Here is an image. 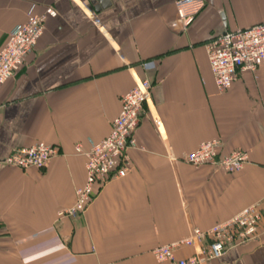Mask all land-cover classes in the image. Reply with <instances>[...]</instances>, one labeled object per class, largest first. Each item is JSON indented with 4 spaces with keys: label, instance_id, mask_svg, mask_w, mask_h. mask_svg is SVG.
<instances>
[{
    "label": "crops",
    "instance_id": "crops-1",
    "mask_svg": "<svg viewBox=\"0 0 264 264\" xmlns=\"http://www.w3.org/2000/svg\"><path fill=\"white\" fill-rule=\"evenodd\" d=\"M91 1L0 0V49L32 6L57 12L0 90V264H159L158 246L251 204L264 208V62L221 92L207 48L226 30L264 21V0H204L187 30L176 0H107L99 11ZM142 79L152 98L128 173L97 186L84 213L60 217L85 182L75 146L109 135L121 97ZM214 138L222 154L246 152L241 171L185 160ZM38 142L59 149L44 168L4 162ZM195 253L175 250L179 259ZM206 264H264V228Z\"/></svg>",
    "mask_w": 264,
    "mask_h": 264
},
{
    "label": "built area",
    "instance_id": "built-area-1",
    "mask_svg": "<svg viewBox=\"0 0 264 264\" xmlns=\"http://www.w3.org/2000/svg\"><path fill=\"white\" fill-rule=\"evenodd\" d=\"M176 14L184 30L192 25L205 7L204 0H176ZM57 12L52 7L42 12L32 6L26 21L14 26L0 49V90L25 64L26 56L36 46L43 34L49 17ZM208 59L215 84L225 92L238 80L240 73L255 71L264 62V21L236 30H226L214 36L208 43ZM148 70L155 63L144 62ZM152 82L142 79L120 99V110L113 120L109 135L98 141H90L87 148L79 143L77 154L85 157V182L76 190V200L70 207L61 210L60 217H76L86 211L97 186L111 177H124L130 168L128 150L138 146L136 131L146 106L152 98ZM222 142L214 138L202 141L198 147L185 155L191 164H218L229 173L239 172L248 159L246 152L236 150L222 154ZM59 149L53 144L38 142L31 146L16 147L4 162L18 168H43ZM264 228V208L251 204L242 208L230 219L218 222L203 230L194 228L191 235L178 241L160 245L154 249L159 264H206L220 258L232 247L257 238ZM181 246H193L195 255L179 259L175 250Z\"/></svg>",
    "mask_w": 264,
    "mask_h": 264
},
{
    "label": "water",
    "instance_id": "water-1",
    "mask_svg": "<svg viewBox=\"0 0 264 264\" xmlns=\"http://www.w3.org/2000/svg\"><path fill=\"white\" fill-rule=\"evenodd\" d=\"M106 1L107 0H92V8L96 11H99L102 7L106 6Z\"/></svg>",
    "mask_w": 264,
    "mask_h": 264
},
{
    "label": "rangeland",
    "instance_id": "rangeland-1",
    "mask_svg": "<svg viewBox=\"0 0 264 264\" xmlns=\"http://www.w3.org/2000/svg\"><path fill=\"white\" fill-rule=\"evenodd\" d=\"M53 8V7H52ZM54 9V8H53ZM55 10V9H54ZM56 11V10H55ZM44 168V167H43Z\"/></svg>",
    "mask_w": 264,
    "mask_h": 264
}]
</instances>
